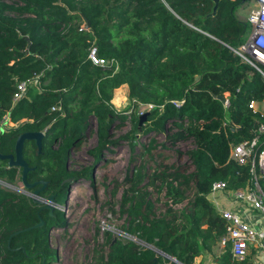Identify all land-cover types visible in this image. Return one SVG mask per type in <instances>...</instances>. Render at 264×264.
<instances>
[{
	"label": "trees",
	"instance_id": "1",
	"mask_svg": "<svg viewBox=\"0 0 264 264\" xmlns=\"http://www.w3.org/2000/svg\"><path fill=\"white\" fill-rule=\"evenodd\" d=\"M246 1L218 0L212 13L213 0H0V153H13L18 134L42 132L39 151L31 140L22 146L30 167L25 181L36 182L28 194L0 186V264L48 263L54 251L47 228L64 219L29 193L44 184L43 196L63 200L74 175L65 169L68 148L89 118L97 122L94 152L105 147L108 123L123 118L111 104L121 85L128 99L152 105L144 134L160 133L171 123L185 132L176 136L192 139L190 172L144 175L150 183L159 178L174 202L188 195L191 200L178 216H150V202L133 189L123 233L135 241H112L93 264H177L168 257L201 264L198 256L212 253L224 223L206 195L217 180L229 190L245 186L248 167L228 158L229 146L250 138L264 121L247 107L264 100V79L224 46H236L249 30L237 17ZM90 45L105 66L86 58ZM21 83L24 90L13 103ZM224 93L226 109L217 99ZM131 118L136 130L138 117ZM17 175L20 180L18 168L0 160V181L12 183ZM212 262L252 264L249 258L233 261L227 247L212 253Z\"/></svg>",
	"mask_w": 264,
	"mask_h": 264
},
{
	"label": "rangeland",
	"instance_id": "2",
	"mask_svg": "<svg viewBox=\"0 0 264 264\" xmlns=\"http://www.w3.org/2000/svg\"><path fill=\"white\" fill-rule=\"evenodd\" d=\"M253 1L247 0L237 12L240 20L245 21ZM111 104L123 118H115L108 123L105 147L98 153L94 152L98 145L97 122L89 118L80 138L68 148L65 169L74 175L67 179L63 200L58 203L49 199L50 196H43L46 193L42 189L44 185L35 189L40 190V195L38 192L32 194L37 205L48 209L50 214L54 210L60 211L64 219L60 224L47 228V243L54 251L47 264H93V258L109 251L112 241L124 238L135 241L123 233L126 208L133 197V189L137 190L135 196L142 194V199L150 202V216H178V210L191 200L188 195L180 202H174L166 194V187L159 178H152L150 183L144 175L147 173L148 178L152 177L149 173L160 174L162 171L167 174L183 168L190 172L192 168L187 152L192 148V139L176 136L178 133L185 135V132L171 123H165L160 133L144 134L141 130L149 121L140 117L147 114L152 105L128 99L125 85L113 90ZM132 116L138 117L136 130L132 127ZM57 144L53 140L51 146L54 148ZM18 177L12 183L0 181V186L5 190L22 192ZM219 250L222 248L216 243L212 252ZM198 259L201 264H213L212 253H202Z\"/></svg>",
	"mask_w": 264,
	"mask_h": 264
},
{
	"label": "built area",
	"instance_id": "3",
	"mask_svg": "<svg viewBox=\"0 0 264 264\" xmlns=\"http://www.w3.org/2000/svg\"><path fill=\"white\" fill-rule=\"evenodd\" d=\"M245 22L249 25V30L243 41L236 46H224L264 79V0L253 1ZM86 58L95 66L106 64L104 59L96 56L93 45L87 48ZM23 90L21 83L13 94V103ZM222 96V107L226 109L227 94ZM180 103L178 102V105ZM247 107L251 112L264 117V114L256 109L255 101H249ZM2 121L5 123L7 117H3ZM228 158L237 164L246 165L249 177L245 186L235 190L227 189L225 183L219 180L210 185L206 197L224 223V232L217 243L220 248L229 249L231 259L235 262L249 258L252 264H264V121L257 123L250 138L229 146ZM226 200L236 207H226Z\"/></svg>",
	"mask_w": 264,
	"mask_h": 264
},
{
	"label": "water",
	"instance_id": "4",
	"mask_svg": "<svg viewBox=\"0 0 264 264\" xmlns=\"http://www.w3.org/2000/svg\"><path fill=\"white\" fill-rule=\"evenodd\" d=\"M218 0H213L214 5L212 8V13L214 12L215 8H216V3ZM217 99L219 101L223 100V96L222 95H218ZM145 115V114H144ZM144 115H142L140 117V119L144 118ZM42 137V132H38V131H27V132H22L20 134L17 135L15 141H14V146H13V153L12 154H1L0 153V160H6L7 163V167H16L20 170V182L22 184V192H24L25 194H28L26 189L33 186L34 183L28 184L25 181V176L28 170H30V167H28V165L26 164V162L24 161V159L22 158V146H23V142L24 141H28L31 140L34 142V144L37 147V150H40V138ZM44 184H42L43 186ZM37 192V190H33L31 193V197L32 194H35ZM49 199H52V196L49 197ZM32 200L34 202L35 198L32 197ZM50 213V212H49ZM41 221L36 223L33 227H40L41 226ZM170 260L176 262L178 264V262L176 260H174L171 257Z\"/></svg>",
	"mask_w": 264,
	"mask_h": 264
},
{
	"label": "crops",
	"instance_id": "5",
	"mask_svg": "<svg viewBox=\"0 0 264 264\" xmlns=\"http://www.w3.org/2000/svg\"><path fill=\"white\" fill-rule=\"evenodd\" d=\"M238 15V14H237ZM255 107H256V109L258 110V111H260L261 113H263L264 114V100L263 101H260V102H255ZM224 205L226 206V207H229V208H235L236 207V205L235 204H233V203H231V202H229V201H225L224 202ZM219 251H215L214 253L215 254H217ZM213 253V252H212ZM213 263V262H212ZM214 264V263H213Z\"/></svg>",
	"mask_w": 264,
	"mask_h": 264
},
{
	"label": "flooded vegetation",
	"instance_id": "6",
	"mask_svg": "<svg viewBox=\"0 0 264 264\" xmlns=\"http://www.w3.org/2000/svg\"><path fill=\"white\" fill-rule=\"evenodd\" d=\"M38 191H40V190H38ZM42 225V224H41Z\"/></svg>",
	"mask_w": 264,
	"mask_h": 264
}]
</instances>
